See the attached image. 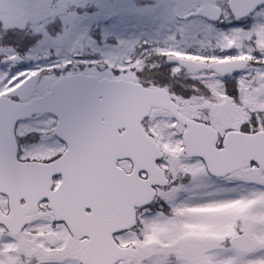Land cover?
<instances>
[{
    "label": "snow or ice",
    "instance_id": "snow-or-ice-1",
    "mask_svg": "<svg viewBox=\"0 0 264 264\" xmlns=\"http://www.w3.org/2000/svg\"><path fill=\"white\" fill-rule=\"evenodd\" d=\"M0 264H264V0H0Z\"/></svg>",
    "mask_w": 264,
    "mask_h": 264
}]
</instances>
